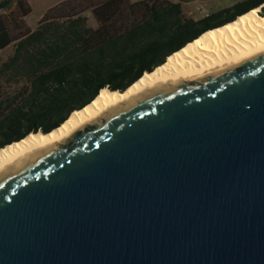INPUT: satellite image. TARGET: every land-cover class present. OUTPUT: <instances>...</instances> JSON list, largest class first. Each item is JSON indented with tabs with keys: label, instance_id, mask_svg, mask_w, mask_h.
<instances>
[{
	"label": "water",
	"instance_id": "water-1",
	"mask_svg": "<svg viewBox=\"0 0 264 264\" xmlns=\"http://www.w3.org/2000/svg\"><path fill=\"white\" fill-rule=\"evenodd\" d=\"M0 264H264V50L1 176Z\"/></svg>",
	"mask_w": 264,
	"mask_h": 264
},
{
	"label": "trees",
	"instance_id": "trees-1",
	"mask_svg": "<svg viewBox=\"0 0 264 264\" xmlns=\"http://www.w3.org/2000/svg\"><path fill=\"white\" fill-rule=\"evenodd\" d=\"M14 1L0 0V8ZM18 3L23 16L30 14L27 0ZM263 4L243 0L196 21L167 0H63L47 9L35 29L16 23L15 36L0 19V49L16 41L0 64V78L20 85L0 97V148L58 128L103 88L127 89L205 31Z\"/></svg>",
	"mask_w": 264,
	"mask_h": 264
},
{
	"label": "bare ground",
	"instance_id": "bare-ground-1",
	"mask_svg": "<svg viewBox=\"0 0 264 264\" xmlns=\"http://www.w3.org/2000/svg\"><path fill=\"white\" fill-rule=\"evenodd\" d=\"M263 7L264 4L257 6L230 22L205 31L169 55L152 72H145L124 91L103 88L92 102L72 112L61 126L51 132H32L0 148V177L122 104L169 84L213 75L263 51Z\"/></svg>",
	"mask_w": 264,
	"mask_h": 264
},
{
	"label": "rangeland",
	"instance_id": "rangeland-1",
	"mask_svg": "<svg viewBox=\"0 0 264 264\" xmlns=\"http://www.w3.org/2000/svg\"><path fill=\"white\" fill-rule=\"evenodd\" d=\"M27 1L31 3L32 11L30 12V14L26 16H23V12L25 8L19 5L18 0H15L14 4L8 9L0 8V19L6 22L12 36L18 34L19 30L16 29V23L19 22L21 23V21H24L27 27L35 29L40 19L47 11V9L56 2V0H27ZM133 1H137V0H133ZM180 1L183 2L184 16L189 18L187 11L191 6L194 5L192 4L194 1H200V0H180ZM232 1L233 0H223V4L225 6L227 5L229 6V3H231ZM89 24L92 26H96L95 20L92 18L91 15H89ZM15 42L16 41L12 42L4 49H0V64L13 54ZM19 88L20 85H16L14 83L9 82L8 78L6 79L0 78V97L4 95L5 96L10 95L11 92L14 94V91L19 90Z\"/></svg>",
	"mask_w": 264,
	"mask_h": 264
},
{
	"label": "built area",
	"instance_id": "built-area-1",
	"mask_svg": "<svg viewBox=\"0 0 264 264\" xmlns=\"http://www.w3.org/2000/svg\"><path fill=\"white\" fill-rule=\"evenodd\" d=\"M172 3H180L183 5L180 0H167ZM187 11L189 18H192L196 21L203 20L206 18H209L211 15H213L216 12L225 10L227 6L223 4V0H200V1H194Z\"/></svg>",
	"mask_w": 264,
	"mask_h": 264
},
{
	"label": "crops",
	"instance_id": "crops-1",
	"mask_svg": "<svg viewBox=\"0 0 264 264\" xmlns=\"http://www.w3.org/2000/svg\"><path fill=\"white\" fill-rule=\"evenodd\" d=\"M61 1H63V0H56V2L54 3V4H52L50 7H52V6H54V5H56V4H58V3H60ZM234 1V2H233ZM231 3H229V6L227 5V8H229V7H231V6H233L234 4H236V3H238V2H241V1H243V0H236V2H235V0H233ZM30 3V2H29ZM187 3V2H186ZM183 4V3H182ZM188 4V3H187ZM190 4V3H189ZM30 5H31V3H30ZM32 6V5H31ZM49 7V8H50ZM182 7H183V5H182Z\"/></svg>",
	"mask_w": 264,
	"mask_h": 264
}]
</instances>
